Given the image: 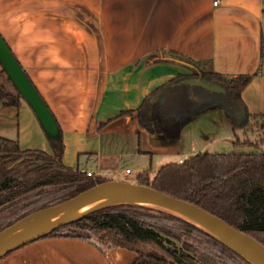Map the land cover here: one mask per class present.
Wrapping results in <instances>:
<instances>
[{
  "label": "crops",
  "instance_id": "obj_1",
  "mask_svg": "<svg viewBox=\"0 0 264 264\" xmlns=\"http://www.w3.org/2000/svg\"><path fill=\"white\" fill-rule=\"evenodd\" d=\"M214 1L0 0V34L56 117L67 166L138 183L143 173L154 177L166 164L218 148L224 116L214 109L190 122L177 142L141 128L136 114L117 117L171 79L192 74L162 52L209 61L227 77L252 75L242 97L252 114L264 116V0ZM183 80L176 86L200 87ZM7 83L0 73V84L10 89ZM256 127L264 130V120L248 128ZM0 135L18 138L22 149L54 153L24 98L19 108L0 102ZM113 247L44 237L0 264H131L136 258Z\"/></svg>",
  "mask_w": 264,
  "mask_h": 264
},
{
  "label": "trees",
  "instance_id": "obj_2",
  "mask_svg": "<svg viewBox=\"0 0 264 264\" xmlns=\"http://www.w3.org/2000/svg\"><path fill=\"white\" fill-rule=\"evenodd\" d=\"M162 53L165 61L188 65L192 74L171 79L150 92L136 110L122 111L117 117L136 114L141 128L172 142L180 140L195 118L217 108L227 113L235 134L237 129H248L255 119L264 120L249 111L242 97L252 75L227 77L214 71L209 61L175 51ZM0 73L12 87L0 84V102L19 108L24 97L4 67ZM188 77L215 82L224 91L176 86ZM60 130L61 140L53 154L22 149L18 139L0 135V231L34 211L110 180L67 166L62 159L65 144ZM233 144L257 151L199 152L183 162L162 166L153 178L147 173L139 175L138 183L201 206L264 244V138L252 141L236 136ZM44 237L96 240L129 249L137 254L131 264H251L197 224L147 205H111Z\"/></svg>",
  "mask_w": 264,
  "mask_h": 264
},
{
  "label": "water",
  "instance_id": "obj_3",
  "mask_svg": "<svg viewBox=\"0 0 264 264\" xmlns=\"http://www.w3.org/2000/svg\"><path fill=\"white\" fill-rule=\"evenodd\" d=\"M0 61L24 99L32 106L52 144L58 145L61 140V130L56 117L1 35ZM183 82L210 91H224L222 86L206 79L190 77ZM118 204L147 205L174 213L197 224L251 264H264L262 242L203 207L150 185L112 179L97 184L66 201L34 211L1 230L0 258L46 236L62 225ZM171 210L182 212L185 216Z\"/></svg>",
  "mask_w": 264,
  "mask_h": 264
},
{
  "label": "rangeland",
  "instance_id": "obj_4",
  "mask_svg": "<svg viewBox=\"0 0 264 264\" xmlns=\"http://www.w3.org/2000/svg\"><path fill=\"white\" fill-rule=\"evenodd\" d=\"M7 84L9 86V88L11 89L12 88L11 84L9 82ZM214 112H216L218 114H222L224 116V117H222L223 120H224V127H223V131H221L222 132L221 135L223 137L218 142V146H217L218 148L212 147V148H209L210 150H207V151L215 152L216 150H213V148L214 149H218L217 151H221V152H231V151L232 152H250V151H257V149L255 147L254 148H250V147H236V146H234L233 141L236 139V136L239 137L241 140H244V139L248 138V139H250L252 141H260L261 138H264V130H262L261 128L259 129L257 127L254 128L253 130H250V128H248L246 130L240 128V129L236 130V134H235L234 131H233V128H232L231 120H230L229 116L227 115V113L224 110L218 109V108L214 109ZM262 123H263L262 121L259 122V124H262ZM15 139H18V138H15ZM262 151H264V149ZM153 173L154 172H151V175H153ZM150 177H152V176H150ZM133 179H136V177L133 176ZM113 248L117 249L118 247H113ZM119 250H123V249L119 248ZM124 251L127 252V254H129V257H130V255H132L133 257L137 256V254L134 251H130V250H127V249H124ZM129 259H131V258H129ZM129 261H131V260H129Z\"/></svg>",
  "mask_w": 264,
  "mask_h": 264
},
{
  "label": "bare ground",
  "instance_id": "obj_5",
  "mask_svg": "<svg viewBox=\"0 0 264 264\" xmlns=\"http://www.w3.org/2000/svg\"><path fill=\"white\" fill-rule=\"evenodd\" d=\"M171 211H173V212H175V213H177V214H179V215H181V216H185V214H183L182 212L174 211V210H171Z\"/></svg>",
  "mask_w": 264,
  "mask_h": 264
},
{
  "label": "built area",
  "instance_id": "obj_6",
  "mask_svg": "<svg viewBox=\"0 0 264 264\" xmlns=\"http://www.w3.org/2000/svg\"><path fill=\"white\" fill-rule=\"evenodd\" d=\"M217 3H218V0H215V1H214V4H217ZM181 162H183V160H181ZM127 171L130 172V169H128ZM88 174L91 175L92 173L90 172V173H88Z\"/></svg>",
  "mask_w": 264,
  "mask_h": 264
}]
</instances>
